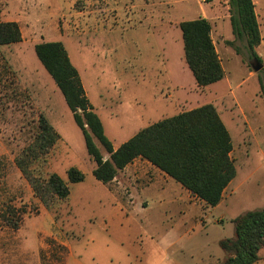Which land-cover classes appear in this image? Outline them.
<instances>
[{
	"label": "rangeland",
	"instance_id": "rangeland-1",
	"mask_svg": "<svg viewBox=\"0 0 264 264\" xmlns=\"http://www.w3.org/2000/svg\"><path fill=\"white\" fill-rule=\"evenodd\" d=\"M253 2L262 36L257 49L261 62L250 57L246 41L234 36L228 0H0L1 20L17 22L23 36L19 44L0 47V215L11 206L21 219L17 230L0 224V264H62L66 248L60 241L81 246L88 234L105 229L108 208L95 197L104 190L92 185L98 182L90 170L95 162L62 92L35 53L37 44L48 41L64 45L115 148L165 118L207 104L216 108L232 137L237 170L225 194L230 203L207 209L212 214L209 235L178 242L184 251L174 258L198 264L212 255L218 264L224 262L219 243L210 242L232 237V218L264 209V0ZM201 17L213 26L225 71L222 81L205 88L198 87L186 65L179 28L181 22ZM170 40L173 50L165 52L163 45ZM258 64L262 69L255 72L252 65ZM169 67L177 85L166 74ZM39 114L47 117L59 140L45 161L35 165L36 174L67 179L71 167L85 174L83 183L71 185L68 199L49 207L34 195L15 162L31 142ZM144 225L147 235L138 236L144 241L143 261L158 264L163 255L148 232L153 226ZM170 236L171 241L176 238Z\"/></svg>",
	"mask_w": 264,
	"mask_h": 264
},
{
	"label": "trees",
	"instance_id": "trees-1",
	"mask_svg": "<svg viewBox=\"0 0 264 264\" xmlns=\"http://www.w3.org/2000/svg\"><path fill=\"white\" fill-rule=\"evenodd\" d=\"M228 2L234 36L238 41H246L250 57L261 62L257 49L262 36L253 0ZM179 28L184 59L198 87L205 88L222 81L225 71L212 38L210 21L203 17L183 21ZM22 40L19 24L4 22L0 18V47L19 44ZM228 44L235 47L234 42ZM35 53L62 92L82 131L88 155L95 162L93 176L97 181L110 184L119 171L135 159L143 158L206 205L215 207L221 202L237 170L231 157L232 137L212 104L153 123L115 149L93 111L79 72L64 45L54 41L42 42L35 46ZM36 123L31 142L17 155L15 162L34 195L49 207L57 200L68 199L71 185L83 182L85 174L77 167L67 170L66 180L56 173L47 174V177L36 174L35 165L45 161L59 140L45 115L39 114ZM95 140L103 147L107 158ZM19 214L18 209L9 206L0 215L1 226L19 229ZM233 224L234 237L219 242L226 254L222 264H255L264 250V209L248 211L236 217Z\"/></svg>",
	"mask_w": 264,
	"mask_h": 264
},
{
	"label": "crops",
	"instance_id": "crops-1",
	"mask_svg": "<svg viewBox=\"0 0 264 264\" xmlns=\"http://www.w3.org/2000/svg\"><path fill=\"white\" fill-rule=\"evenodd\" d=\"M163 48L165 52L173 50V41H168ZM169 68L166 69V74L170 76L172 85H177ZM94 168L95 166L92 165L90 169L92 174ZM98 182H93L92 185L94 188L101 186L104 193L98 197L95 196L96 193L93 195L98 203H104L108 208L105 229L101 233L88 234L86 243L81 246L68 239L60 241L66 248L62 264H145L144 241L143 238L138 239L139 235L147 233L145 223L152 224L153 229L148 232L154 235L152 239L155 238V247L163 255L158 264H185L174 258L180 251H184V248L177 243L194 239L198 235H209L208 219L212 214L211 210L207 209L228 207L230 202L227 203L225 194L233 181L225 189L221 202L215 207L206 205L181 184L143 158L135 159L119 171L110 184ZM222 216L225 218L226 215L222 213ZM232 220L230 223L234 228ZM50 221L54 223L52 218ZM86 232L85 228L82 235H86ZM142 232L146 233L140 234ZM172 234H175L176 238L171 241ZM231 236L234 237V230ZM78 239L80 240V237L74 240ZM219 241H211L210 244H218ZM216 260H219L218 257ZM216 260L209 255L205 261L198 264H218ZM255 264H264V250L261 253V259Z\"/></svg>",
	"mask_w": 264,
	"mask_h": 264
},
{
	"label": "water",
	"instance_id": "water-1",
	"mask_svg": "<svg viewBox=\"0 0 264 264\" xmlns=\"http://www.w3.org/2000/svg\"><path fill=\"white\" fill-rule=\"evenodd\" d=\"M252 66H253V69L255 72H259L262 69V65H260V64H258L257 66H254V65H252Z\"/></svg>",
	"mask_w": 264,
	"mask_h": 264
}]
</instances>
